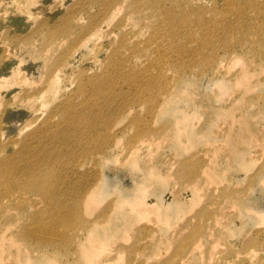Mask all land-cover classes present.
<instances>
[{
  "label": "rangeland",
  "instance_id": "1",
  "mask_svg": "<svg viewBox=\"0 0 264 264\" xmlns=\"http://www.w3.org/2000/svg\"><path fill=\"white\" fill-rule=\"evenodd\" d=\"M188 1H198L199 6L188 17L189 25L176 31L183 53L168 50L167 45L173 44L163 29L157 28V22L172 18L180 0L160 2L169 11L164 8L159 14L146 10L143 14L151 18L136 23L130 22L127 8L111 13L103 9L100 0H28L26 4L7 2L0 6V41L31 37L37 45L46 35V41L50 38L58 43L46 52V58L54 63L53 71L61 68L57 91L54 88L46 93V107L38 103L37 111L30 112L34 105L17 101L25 89L39 90L49 84L42 59L45 55L27 54L5 43L9 50L5 62L0 49V141L4 139V145L18 142L2 154L20 151L27 135L60 105L79 110L80 103H96L100 108V113L94 110L90 114L96 119L92 124L97 123L93 139H81L77 132L73 155L60 163L62 174H46V233L40 235L46 234V247L36 249L46 251L42 264L53 260L55 264H264V140L246 142L228 139L226 134L232 111L239 131L246 126L264 135V104L257 97L261 87L248 93L244 108L241 102H233L221 110L226 95L220 94L219 86L232 80L240 65L226 66L228 74L212 71L213 58L226 57L222 54L224 44H242L246 54L248 46L257 48L241 30V23L264 28V0H257L255 11L246 0H239L240 5L233 8L228 0ZM256 11L262 15L256 16ZM30 12L37 13L35 20L28 16ZM219 20H223L222 25ZM94 26L100 31L91 45L98 48H78V35ZM41 28L43 35L36 32ZM204 45L194 59L188 55L189 49ZM156 47L165 54L158 67ZM136 48L143 50L141 57ZM257 53L253 58L263 64ZM251 74L264 82V69ZM104 78L113 79L110 91L87 86L84 94L79 92L84 83ZM141 85L144 89L139 92ZM170 91L175 95L170 96ZM247 111L246 125L235 122ZM36 117V125L29 129ZM140 140L143 143L134 151ZM51 148V141L46 142V153L54 150ZM243 156L249 158L245 164ZM184 162L192 165V171L185 172ZM211 162L215 165H209ZM49 163L56 171L58 164L53 160ZM65 165L75 166L81 173L64 175ZM208 165L214 176L198 177ZM87 182H98L99 188L93 201L86 203L93 209L85 211L80 198L85 196ZM186 187L193 188L194 195ZM224 190L232 194L225 197ZM135 197L152 208L143 219ZM68 208L74 214L71 221L55 223L53 213L65 214ZM40 209L42 206H37L36 210ZM220 209L226 210L224 216ZM30 211L26 209L24 215L22 209L9 212L27 216ZM2 222L0 264H39L42 258L24 252L34 249L19 241V228L25 222L22 216L13 223ZM11 243L18 250H13Z\"/></svg>",
  "mask_w": 264,
  "mask_h": 264
},
{
  "label": "bare ground",
  "instance_id": "2",
  "mask_svg": "<svg viewBox=\"0 0 264 264\" xmlns=\"http://www.w3.org/2000/svg\"><path fill=\"white\" fill-rule=\"evenodd\" d=\"M27 1L28 0H0V6L6 4L7 2L10 3L19 2L26 4ZM164 1L166 0H100V2L104 5L103 9L108 10L111 13H113L115 10L120 8L121 9L127 8V10L130 13L129 20L132 23L140 22L143 20H147L148 18H151V16L143 14L144 12H146V10L150 11L151 13H155L158 11L159 14H161L164 8H166V10L169 11L168 6L159 5L160 2H164ZM228 1L232 3V8L240 5L239 0H228ZM246 1L248 2V7L250 6V8L255 11L256 7L254 6H257L258 1L257 0H246ZM196 2L198 1L190 2L188 0H180L179 2L180 5L176 9L172 10L171 19L164 21L161 20L159 21L160 23L157 22L158 23L157 28L158 29L162 28L165 37L168 39V41L171 44H173L172 47L170 45H167L168 50H171L173 48V50L176 51L177 53L185 52V49L181 47V45H179L180 39L177 38L176 31L180 29V27H187L189 25L190 20L188 19V17L191 16V13L196 12L197 10L195 9H198L199 6L196 4ZM7 5L10 4L8 3ZM23 8L25 11H28L26 10V5ZM255 14L256 16L262 15L258 11H256ZM28 16L31 19L35 20L37 17V13L30 12L28 13ZM240 16L243 20L246 19L245 16L243 15ZM2 17L3 14L1 12L0 18ZM219 23L220 25H222L223 20H219ZM246 23L247 22L241 23V30H243V33L249 39H251L252 43L256 44L257 48L253 44L251 45V47L248 46L246 48L247 50V54H246L245 48L242 46V44H233V45L224 44L222 49L223 50L222 54L225 53L226 57L220 56L213 58L212 71L214 74L217 73L222 74L223 71L224 74H228L230 71L229 69H227L228 67L226 68V66L229 65L232 66L237 64L240 65L238 69L233 71L232 73L233 79L232 80L227 79V82L219 86L220 94L223 96L226 95L225 98H223L224 100L222 99L223 101L221 102L222 104L220 105L221 107L219 106V109L221 108V110L232 105L233 102H241L242 107L244 108L248 93L249 92L251 93V91L253 92V90L257 89L258 87H261V91L260 94L257 95V97L264 104V82L262 80L254 79L253 74H251L252 71L256 69H260V70L264 69V63L263 64L258 63L253 58V56L258 52L257 56H259V60L264 59V35H263L264 28L254 29L246 26ZM67 24H69V30H70L69 32L73 31V28L71 27L69 21L67 22ZM86 31L87 32H85L84 34H82L84 32L83 31L78 35V38L75 40V43L78 48H85V49H90L91 51L93 50L95 51L98 47L97 46L94 47L93 45H91V41L95 37L96 33L100 31V27L98 28V26H94ZM88 31H91V33H88ZM36 32L37 34L42 33L43 35L42 28L37 30ZM180 32H182V30H179V34ZM49 35L50 37L54 36L53 34H49ZM69 35H73V34H69ZM132 37H135V35H133ZM197 40L198 42L201 41L205 42L202 39H197ZM5 43H7V45L10 46L12 45L15 48L21 49L25 51L27 54H29V52L34 51L37 52L39 55H45V57L42 59L47 68L46 75L49 84L47 86L46 85L42 86L39 90H34L32 88L25 89L17 102L25 103L26 106L29 107H32L34 105V109L31 110L30 112L37 111V109H35V106L38 103L41 104V105L38 104V106L46 107V99H45L46 93L49 91H53L54 88L57 91L56 84L57 82H59L58 81L60 79L59 71L61 70L59 66V68L56 71H53L54 63L49 62V59L46 58V52L52 51L54 49V46H58V43L57 42L53 43V39L50 38H47L46 41V35L44 42H41L37 45L35 42L31 41V37L5 38L4 41L3 40L0 41V49H2L1 58L2 60L6 59L5 62H8V54H9L8 47ZM205 48L206 45H204L202 48H198L197 50L189 49L188 55L192 59H194L198 54V52L203 51ZM155 49L157 55L155 60H157V66H155L154 63L153 65L155 67H158L160 66L159 64L161 63V61L164 59L165 54L159 52L162 51L161 48L156 47ZM137 51L138 54H140L139 56L141 57V53L143 52V50L139 51V49H137ZM31 61L34 62L35 64V59L33 57L31 58ZM205 72L206 71H202V73ZM1 78H3L2 75H0V79ZM103 84L106 86L105 87L102 86ZM113 84L114 82L113 79L111 78H104L103 80H99V81L92 80L88 83H84L83 85H81L79 88V92L84 94L87 90V86L94 88L96 91H101V90L110 91L113 87ZM143 89H144V85L138 87L139 92H142ZM146 89H148V87H146ZM169 93L170 96L175 95L174 94L175 91H170ZM55 94L57 93L55 92ZM9 106L10 104L5 105V107H9ZM73 106L76 107L74 104ZM94 110L95 112L93 113H100V108L96 103L91 105H85L80 103L79 110L77 108H73L71 105L69 106L67 105L66 107L60 105L59 110L56 109L55 111H51L34 128V130L27 135L26 141H24L22 144L20 143L21 144L20 151H18L15 154L3 155L2 152L8 153L6 151H11L13 148L17 146L18 142L4 145L3 144L4 136L2 138L3 142L0 141V220L4 221L2 223H13L14 220H17L19 217L22 216V220L25 222L22 225V227L19 228V235H18L19 241L22 244L26 245L28 248L34 249L32 252L27 250L24 252L32 253L36 257L42 258V261L39 264H42L46 260V251L42 252V250L39 251L36 250L46 247V234L40 236L42 233H46V174L50 175L52 173L55 174V176H57L59 173L62 174L61 170L59 171V168L61 166L60 163L61 161L63 162L64 157H70L73 155L75 150L74 146H76V144L78 143L77 132L81 134V139H93L92 130L93 129L96 130L97 123L92 124V121H95L96 119L93 118L90 114ZM246 113L249 115L248 111L245 112L243 115H238L239 117L235 122L240 121V123L246 125L247 124L246 122L247 118L245 116ZM57 117L58 120L56 119ZM184 117L185 115L183 114V118ZM229 117H230L229 126L227 127L228 130L226 133L228 135V139L235 137L241 141L243 140L246 142H250L255 138H261L264 140L263 134L261 133L260 135L259 133L256 134L252 129H249L246 126L243 129L241 128L242 130L239 131V128L236 127L237 125H235L234 123V115L232 111L230 112ZM37 118L38 117L34 119V125H32L31 123L29 124L28 127L29 129H31L33 126L36 125L35 122L38 121ZM175 122H179V120L178 121L175 120ZM181 122L183 121L181 120ZM186 122L188 123L189 121ZM220 131L224 132L222 128ZM255 131L258 130L256 129ZM262 133H264V130ZM49 141H51V146H52L51 150L53 148L54 150L50 151L49 153H46V142ZM141 143H143L142 140H140L137 143V145L134 148V151L140 147ZM231 144L232 143L230 141L227 143V146ZM233 154H235L234 151ZM254 154L257 155V152ZM246 159L249 160V158L243 156L242 163L244 164L247 163ZM52 160L58 164L56 166V171L54 170V172L53 169H51L52 166L49 163V161ZM213 162H211L212 164L209 165H215L213 164ZM184 164L187 165V167H184L186 169L185 172L192 171L191 164L185 162ZM208 166L203 168L197 176L198 177L200 176L203 177V175H205V177L214 176V169L212 168V166L211 168L210 166L209 167ZM68 173L76 175L77 173L80 174L81 172L78 171V169L75 166L70 165L66 167L65 165L63 169V174L66 175ZM189 176L190 175H187L186 177L188 178ZM11 179H18V180H16L17 182L12 183L10 182ZM97 183L98 182H94L92 185H90L88 182L85 183L87 184L85 185L86 187L84 190L85 199L83 200L84 197L80 198L82 199L81 201L84 205L85 211H88V208L93 209V206L86 207V203H88L89 201L90 202L93 201L95 191H98L99 188V185ZM187 189H189L188 192L191 195H194L195 191L193 190V188L188 187ZM27 193H30L33 196L30 197V195H27ZM231 194L232 192L228 190H224L225 197H229ZM188 196L190 195H187V197ZM135 198L137 199L134 200V202L140 205V207L137 209V212L139 213L140 218L143 219L144 214L146 212L152 211V208H150V206L147 205L148 203H145L142 199H139L138 197ZM78 200L79 198H77L75 202H77ZM188 201H191L190 198L188 199ZM184 202L183 204L186 203ZM187 204H189V202H187ZM40 205L42 206V209L36 210L37 206ZM11 209H22L23 215L26 213V209H29L31 211L27 216H23L18 213H10L9 211ZM57 209H59L58 206L55 208V210ZM166 210H168V208ZM225 213L226 210L220 209L221 216L222 215L224 216ZM227 214H229V212ZM53 216H54V220H56L55 223L59 221L70 222L74 214H73V210L68 208L65 210V214L53 213ZM156 217L158 218L159 216L156 215ZM165 217H167V214ZM31 237H35L36 240L33 242L30 241ZM10 245L13 246V250H18V246L16 244L11 243ZM100 263L102 262H97V264ZM50 264H55V260H53V262ZM154 264H159V263H154Z\"/></svg>",
  "mask_w": 264,
  "mask_h": 264
}]
</instances>
